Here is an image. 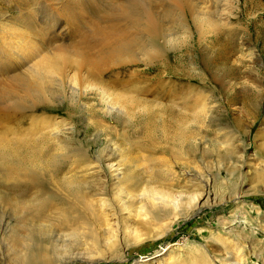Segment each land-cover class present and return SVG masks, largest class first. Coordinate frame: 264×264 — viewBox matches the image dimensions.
I'll return each instance as SVG.
<instances>
[{
	"label": "rangeland",
	"instance_id": "1",
	"mask_svg": "<svg viewBox=\"0 0 264 264\" xmlns=\"http://www.w3.org/2000/svg\"><path fill=\"white\" fill-rule=\"evenodd\" d=\"M131 1L0 0V95L4 94L10 102L21 99L26 106L25 110L8 112L9 116L0 113V132L10 128L9 136L6 135L20 150L19 141L39 138L46 122H59L67 133L63 135L64 144L87 152L86 162L93 165H107L109 153L115 154L111 163L120 164L122 157L132 150L142 160L139 166L142 188L165 190L173 197L176 195L174 199L179 202L175 212L177 221L172 223L174 216L170 213L171 220L160 219L157 226L156 216L152 214V217L150 208L146 207L150 204L147 196L139 199L137 206L130 196L124 197L123 202L130 201L129 207L124 203L122 210L113 200L112 190L106 187L107 174L96 175V190L107 192L108 201L94 222L97 227L93 225L92 232L82 230L77 236L61 232L59 227L55 228L56 233L51 230L44 233L51 236L57 264H201L199 253L209 259L207 264H230L236 258L242 264H264V0H225L218 5L222 13L220 44L213 45L208 33L207 39L198 42L196 33L192 39L188 32L179 30L178 36L181 35L174 39L175 48L171 50V46L165 52L170 65L173 63L181 73L179 77L164 73L161 60L151 63L146 57L147 60L135 55L131 62L116 65V57L110 60L109 56L102 55L105 33L116 37L126 29L131 31L132 24L124 17L122 8ZM136 1L138 7L133 8L134 12L140 13V9L147 7L160 18L167 10L172 14L174 8L172 0ZM163 24L172 29V19ZM204 29L211 30L208 26ZM132 30L137 32L135 27ZM205 51L214 63L213 74L217 72V78L232 72L226 76L227 89L217 81H192L183 77L185 73H194L193 69L202 72ZM219 51L230 55L226 66L216 59ZM45 56L50 57L51 65L68 69L66 72L71 78L77 74L71 68L85 63L86 58L96 61L105 72L94 79L93 88L79 78L77 84L85 85L86 92L78 86L74 95L76 106L70 102L73 96L68 89L66 96L70 101L58 97L55 105H36L33 110L34 99L28 97L26 86L27 72ZM99 89L174 106L186 115L192 112L185 107L209 98L214 100L213 112L193 140L179 145L173 141L175 131L167 137L161 123L150 126L144 121L135 125L130 113H124L121 121L115 119L114 113H108L112 108L106 111L101 105ZM97 121L102 128L95 127ZM65 157L64 162L80 167L74 153L69 152ZM151 174H160L161 178L151 179ZM207 192L215 197L214 206L204 199L197 204L191 199L196 195L202 198ZM1 196L4 195L0 194V227L7 223L8 229L7 232L0 230V251L6 257L5 264H12V251L16 247L13 236L27 234L26 230L21 231L20 224L30 218L21 213L17 215L11 205H2ZM16 197L7 196L21 200ZM149 199L155 200L152 196ZM142 201L147 203L144 205ZM141 202L142 208L137 212ZM200 204L204 206L197 211ZM144 215L149 217L146 221ZM91 234L97 238L96 243ZM155 234L160 240H156ZM235 234L250 239L242 241L243 246L237 245Z\"/></svg>",
	"mask_w": 264,
	"mask_h": 264
},
{
	"label": "bare ground",
	"instance_id": "2",
	"mask_svg": "<svg viewBox=\"0 0 264 264\" xmlns=\"http://www.w3.org/2000/svg\"><path fill=\"white\" fill-rule=\"evenodd\" d=\"M224 2L225 0H172V5L174 4L172 14L171 10H167V12H165L160 18L147 7L140 9V13L134 12L133 8L138 7V2L132 0L130 5L122 7L125 9L124 17L128 18V22L132 24L131 31L126 29L116 37L109 36L112 33H105V40L101 45L102 55L109 56L108 59L110 60H114L113 57H116V65L120 63H128L130 59L132 61L135 59V55H141L144 58L146 57L151 63L161 60V67H164V73H171L172 76L179 77L181 76V73L179 74L173 63L172 66L170 65V62L165 57V52L169 50L171 46V50L175 48L176 40L174 39L181 35L179 34L178 36V33H181L179 30L188 32L187 34H189L191 38L193 37L192 35L196 33L198 42L203 41L208 33V35L210 34L212 36L211 41L213 42V45L220 44L221 36L219 33L222 27L219 18L222 13L217 7ZM169 19H172V29L163 24L165 20ZM175 22L178 24L179 28ZM206 26L211 30L207 31L204 29ZM133 27L136 28L137 32L132 30ZM229 56L230 55L227 53L219 51L216 59L219 64L221 63L222 66H226L230 61ZM209 60V54L205 51L202 60L203 64L200 69L202 72L193 69L191 71L194 73H189L187 75L185 73V75L183 74V77L192 81L196 79L202 81H217L220 87L227 89L226 86L228 82L226 81V76H229L230 71L225 72L226 74L224 73L217 78L215 76L217 72H214L213 74L214 63ZM146 65H148V63ZM222 66L218 67L221 68ZM74 67L71 68V70L74 69L77 74L76 76H73L74 78H71L66 72V70L69 71L68 69H63L62 65L58 64L51 65L50 57L45 56L29 68L27 72L28 80L26 86L28 97L34 99L32 106L33 110L36 105H44L45 103L55 105V100L58 97L61 99L64 97L63 100L65 101L69 100L66 96L68 89L72 91L71 96H73L72 101H69L76 106L77 104L74 95L78 90V86L84 90L86 89L84 88L85 85L81 83L77 84L79 78H82L84 83L88 84L90 88H93V86H95L92 83L94 82V79L100 77L105 72L100 64H97L96 61L90 58H86L85 63H78ZM83 73H85V76L82 75ZM232 76L234 77V74ZM49 91L51 92L49 93ZM222 91L226 92V90ZM112 92L111 90L99 89L98 95L100 96L99 99L101 105H104L107 109L106 111L112 108L111 112L108 113H114L115 119L121 121V119H124V113H127L128 115L130 113L133 115V122L135 125L144 121L150 126L161 123L164 128V135L167 137L172 134V131H175L173 141L179 145L182 142L193 140L194 136L197 135L202 128L201 124L204 121H207L213 112L211 102L213 103L214 100L209 98L200 103L185 107L192 112V115H186L174 106L159 105L158 103L154 104L142 99L126 95L123 96L122 94ZM12 101L15 102L8 101L4 94L0 95V113L26 109L25 103L21 99ZM185 105L187 106L189 103H185ZM180 107L182 108V105ZM7 115L9 116V113ZM95 127L102 128L103 126L97 121ZM62 128L63 126L59 122H46L43 128V133H40L41 135L39 138L35 137L29 138L25 141H19V148L21 151L16 149V142L7 137V132L9 133L10 128L9 130L6 128L4 131L0 132V189L2 188L0 194L4 195L1 196V204L4 206L11 205L10 208L17 215L21 213L25 214L27 218H30V220H23L22 224L18 223L21 225V231L26 230L27 234L21 235L20 233H16L13 236L12 240L16 247L12 251V264H57L58 261L54 257L56 251L54 247L51 246L52 241L49 239L51 236L44 234L48 233L49 230L56 233V227H59L61 232H71L74 235H78L82 230H91L92 232L94 229L92 226L94 225V222H96L95 220L99 219V213L101 212L100 210L102 206H107L108 204L106 198L107 192L99 193L98 190H96V180H98L96 179V175L107 174L108 180L106 183L108 186L106 185V187L109 190H112V194L114 195L113 200L121 206V209L122 206L125 205L124 203L128 205L130 201L128 199V202H123L124 197L126 199L130 196L129 198L132 199V202L134 200L135 203L133 204L136 205V202H139V199L147 196L150 204H147L146 207L150 208L148 209L151 215L154 214L156 216L154 219L157 226L159 223L157 221L160 219H169L171 215L174 216L172 218V223L177 221L178 218L175 212L179 202L176 201L177 199H174L176 195L173 197L172 194L164 192L165 190L163 192L160 190V192L158 191L159 189L156 190L150 186L142 188V179H140L139 173L141 157L136 152L134 154V152H130L132 150H129V153L122 157L120 164L111 163L115 158V154L109 153L106 156L109 162L107 165H93V163L86 162L88 156L86 154L87 152H82L78 149H70L64 144L63 135H66L67 133L63 131ZM172 136H170V138ZM69 152L74 153V155L78 157L80 163H77L80 167H74L75 163L72 165V163L68 164L64 162L66 158L65 156H67ZM62 158H64L63 161ZM122 161L123 163H121ZM72 169L76 171H74L76 175L72 174ZM78 169H82V172L79 173ZM104 169L106 171H104ZM152 169L154 170V168ZM80 174L84 176L83 178H90L91 181L82 179ZM156 177H160V174L150 175L151 179ZM7 193L14 196L17 195L16 199L21 200L8 199L7 196H9V194ZM122 193H124V195H122ZM179 193V195H181L182 192ZM155 195H157L160 200ZM150 196H152V200L155 198V202L150 201ZM191 199L193 201L196 200V204L200 199H204L203 201L206 203H212V205L209 203L211 206L215 205V197H212L209 192L206 193V196H202V198L201 196L199 197L196 195ZM142 202L144 205L147 203H144V201ZM142 202L141 206H139L140 208L138 207V210L137 208L135 209L137 212L142 208ZM127 205L125 206L126 208ZM203 206L204 204H200L197 211H200ZM193 209L195 208L193 207L191 210ZM122 210H124V207ZM140 212L142 215V211ZM131 213L133 212L131 211ZM170 213L171 215H169ZM148 218V216H145L143 219L146 221ZM170 220L171 219L168 221ZM6 224L1 226L0 230L3 229V231L7 232L8 225L6 226ZM94 226L97 227L96 225ZM227 230L228 229H226V231ZM106 231L107 230H105V232ZM234 236L236 242H239L237 245L241 244L242 241L245 242L247 239H250V237L245 238L238 234H235ZM154 237H156V240H160V236L155 234ZM90 238L94 242L97 240L93 234L90 235ZM254 249L255 248H253L252 251H254ZM200 254L202 253L198 254L200 263L207 264L208 258H204ZM253 254L257 255L256 252ZM4 258L3 252L1 253L0 251V264H5L6 259ZM204 260H206V262H204ZM213 260L215 261V259ZM230 264H242V261L239 262L236 258V261Z\"/></svg>",
	"mask_w": 264,
	"mask_h": 264
}]
</instances>
